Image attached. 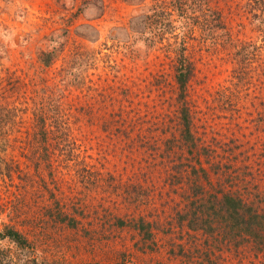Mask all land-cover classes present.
<instances>
[{
    "label": "rangeland",
    "instance_id": "obj_1",
    "mask_svg": "<svg viewBox=\"0 0 264 264\" xmlns=\"http://www.w3.org/2000/svg\"><path fill=\"white\" fill-rule=\"evenodd\" d=\"M226 195L264 214V0H0V264H264Z\"/></svg>",
    "mask_w": 264,
    "mask_h": 264
},
{
    "label": "trees",
    "instance_id": "obj_2",
    "mask_svg": "<svg viewBox=\"0 0 264 264\" xmlns=\"http://www.w3.org/2000/svg\"><path fill=\"white\" fill-rule=\"evenodd\" d=\"M130 1L131 3H137L139 0H130ZM213 15L215 19V25L213 26V29L222 30L221 28H224L225 24H223L221 14L215 11ZM185 49H186L185 46H183L180 49L176 61V68H175V80L182 98H185L186 95L188 94L190 82L193 79L194 69H195L193 63L185 54ZM55 55H57L55 51L53 53L45 52L44 57L41 58L43 59L45 65L49 66L53 61V56L55 57ZM182 120L184 123V127L186 128L187 137L189 138L192 137L190 130L192 123H191L188 107H184V109L182 110ZM220 203H221L220 211L224 212L225 215L224 220L225 223H227L228 226L230 227L231 229L230 231L236 229L242 231L239 228L241 227L243 228V231H245L246 235L248 233L252 234L256 231V228L254 229V227L264 224V214H262L258 210L255 211V209H253L252 207H249L246 204V202L240 197H236L233 195H226L222 198ZM0 237L10 238L23 249L31 247V243L24 236V234L14 228H7L4 232L0 234ZM234 241L238 242L239 240H236V237H234ZM41 264H47V263H41ZM88 264H103V263L97 262V263H88Z\"/></svg>",
    "mask_w": 264,
    "mask_h": 264
}]
</instances>
